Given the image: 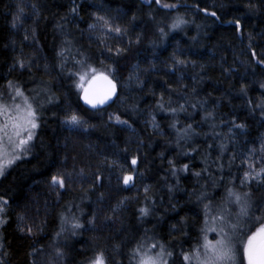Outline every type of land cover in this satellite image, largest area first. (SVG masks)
<instances>
[{"label":"snow or ice","instance_id":"1","mask_svg":"<svg viewBox=\"0 0 264 264\" xmlns=\"http://www.w3.org/2000/svg\"><path fill=\"white\" fill-rule=\"evenodd\" d=\"M230 3L231 0L229 4H225L223 0H195L190 5L186 0H142V8L143 5L148 7L149 20L145 30L136 35L134 43L141 45L150 33L153 39L149 46L155 51L174 33L186 34L191 25L195 26L196 35L190 39L198 43L204 28L224 23L233 26V38L242 42L244 17H264V0H244L241 15H233L232 19L225 21L222 17L227 15ZM93 7L96 10L90 15L91 22L87 23L86 29L80 28L77 18L84 19L80 17L83 5L73 0L69 12L61 16L56 23L57 29L64 37L59 49L55 51L52 62H45L41 69L37 60L40 6L36 3L26 4L23 0H19L15 5L8 27L13 33L23 29L24 35L18 50L16 39L11 37L3 46L5 50L11 46L15 53L8 66L7 76L13 73H16V76L12 79L5 77V82L0 84V179H7L12 171L24 163H29L30 156L35 159V142L39 136L38 130L44 123V113L48 106L59 107L60 104L59 98L53 92L57 82L69 80L70 92L76 95L78 101H83V105L88 106L74 110L70 105H66L62 109L61 125L70 133L79 135L89 133L97 127L84 118L81 110L103 112L106 110L105 106L111 107V104L118 100L125 103L121 98L123 89H138L143 93L148 83L144 77L160 71L155 63L143 70L138 64L130 67L120 65V61H127L132 53L130 27L138 18L136 13H133L127 24H123L119 21L126 13L112 16L105 11L103 5ZM196 19L202 20L203 23H196ZM28 21H31V28L24 27ZM70 23L76 24L82 37L87 33V48L83 45L76 47L73 33L65 31V25ZM203 34L208 35L207 32ZM261 36L264 37V33H261ZM125 38L128 39L127 44H124ZM247 38L248 45L241 48L239 55L234 53L233 65L224 67L222 64L221 68L225 77L233 78L229 81V95L234 91L235 97L243 101L242 106L247 109L249 116L257 119L258 113L257 122L264 127V45H254L252 41L256 36L251 32ZM93 44L98 55L90 54ZM179 45L180 41H177L176 48L161 61L164 65L163 75L160 77L163 81L160 85L161 91L154 106L147 111L148 119L145 120V126L150 125L154 130L153 134L163 138L165 133L157 123L155 113H165L170 121L168 127L174 133L166 143L174 145L176 155L167 160L168 167L160 179L162 186L167 188V205H157L154 200L155 186L143 182L144 173L139 171L138 156L131 157L128 167L118 159H109L104 155L103 159L95 161L93 169L92 162L85 163L78 155L71 157L72 166L69 168L68 156L65 155L58 164L53 162V166L49 168L50 175L43 183L49 193H55L57 202L63 199L65 193L77 191L79 186L80 203H75L73 198L61 206L58 230L46 237V246L36 247V238L45 232L48 201H45V219L40 218L39 206L33 210L31 200L21 205L19 210H15L16 230L22 240L30 241L31 250L27 252V256L31 258V264H123L125 256L128 264H264V133H261L257 140L251 141V147L243 145L244 150L238 155L237 137L246 134L247 123H238V117L231 113L230 120L220 119L217 123L216 107L222 97L215 100L195 99L200 96L197 86L202 82V73L207 71V66L189 60ZM27 48H32V52L26 54ZM189 65L193 70L191 86L182 83ZM197 67L200 69L198 73L195 72ZM41 71L42 77L37 81L36 73ZM125 72L126 76L123 75ZM176 74H179L176 80L164 79ZM25 75L27 80L23 79ZM43 76L50 78L45 80ZM28 81L35 87H27ZM121 82L122 87L118 88ZM256 88L259 90V96L254 99L250 93ZM146 94L155 96V89H149ZM208 95L211 97V93ZM136 103L132 104L131 111L139 115ZM209 103L214 106L211 111L207 108ZM190 109H197V114L204 112L200 121L195 120ZM181 114H184L183 118ZM52 115L56 117L57 113L53 112ZM108 119L109 123L104 127L119 125L121 130L134 132L129 121L122 119L121 115H109ZM204 124L208 125V131H203ZM222 127L227 128V132L217 131ZM201 136L204 137L203 141L198 139ZM208 140L211 142L207 143ZM143 143V140L139 142ZM204 143H207L206 148L202 147ZM123 151L127 153L129 149L126 147ZM229 151L231 155L227 156ZM213 152L216 153L215 159L212 158ZM192 153L201 157L203 167L198 171H192V165L189 163H181V157L194 159ZM112 155L115 156L116 153L113 152ZM160 155L162 159H166L163 152ZM127 159L125 157V160ZM238 159L240 163L237 165ZM104 170H116L119 173L116 176L118 191H131L137 187L139 181L143 187L144 201V206L138 209L137 220L140 224H143L146 218L154 216L158 207H165V212L176 213L179 219L169 227L167 239L155 230V225L151 229L144 228L142 233L137 229V234L131 238L120 239L115 235L93 237V244L78 253L83 258L78 262L75 259L69 262L67 257L69 241L72 238L78 237L82 232H103L117 222L123 225L120 213L130 200L141 199L138 191L135 197H124L110 206L107 210L110 214H105L103 219L100 218L99 212L102 209L99 207L93 209L89 216H85L82 206L89 194L99 192L93 201L99 206L106 200V194L111 192L110 180L109 186L106 187L104 183ZM189 174L194 178L191 189H182L181 180ZM173 180L175 183H171ZM86 183L87 188L84 187ZM180 191H185L187 203L193 205L196 211L189 209L188 213L180 216L182 206L174 195ZM12 203L7 195L0 194V229H4L10 222L9 218L14 211ZM193 228L196 230L194 236ZM115 231L123 232L124 229L121 227ZM4 239L5 235L0 231V264H9L7 257L10 253L3 243ZM113 240L119 242L114 243ZM189 240L193 242L185 247ZM37 257L42 259L38 262Z\"/></svg>","mask_w":264,"mask_h":264},{"label":"trees","instance_id":"2","mask_svg":"<svg viewBox=\"0 0 264 264\" xmlns=\"http://www.w3.org/2000/svg\"><path fill=\"white\" fill-rule=\"evenodd\" d=\"M19 0H0V84L5 82V77L12 79L16 76L13 73L11 76H7L8 66L12 62V57L15 55L11 46L8 49H4V43H7L9 38H14L17 41V50L19 49V42L23 39L24 31L20 29L15 33L9 29L8 25L11 21V13L15 10V5ZM24 3L31 5L36 3L40 6L41 19L38 22L37 36L40 41L38 45L37 60L41 65V69L45 62H52V58L55 56V51L59 49L60 43L63 40L59 29L56 27L57 21L60 17L69 12L72 7L73 0H23ZM77 4L83 5V10L80 11V17L83 20L77 18V23L80 28H87V23L91 22L90 15L96 10L93 6L103 5L105 11H107L112 16H117L118 14L126 13L122 16L121 23L127 24L131 20L133 13H136L137 20L130 27V37L133 40L132 53L128 60H121V66H128L138 64L141 70L149 68L152 63H155L158 72H152L150 76L144 78L147 79L148 83L141 93L138 89L132 91L127 88L123 89L121 93V98L125 100V103L121 101H116L111 104V107H105V111L97 112L95 110H88L84 112L81 110V114L90 124H94L97 127L90 130L89 133L74 135L70 133L65 126H62L60 121L63 119L62 109L66 105H70L74 110L80 109L82 106L77 100L75 94L70 92L71 82L67 79H63L62 83L57 82L56 86L53 88V92L59 98V107L56 105L48 106V110L44 113V123L42 127L38 130L39 136L36 140V148L34 149L35 159L31 156L29 157V163L22 164L19 168L15 169L8 175L7 179H0V194L7 195L10 200L13 201L11 207L14 211L9 218L10 222L5 225L4 229L1 231L5 235L3 243L5 244L10 255L7 257L9 264H31V258L27 256V252L31 249L29 248L30 241L22 240L20 238L19 232L16 230V211L19 207L28 201H32L33 210L36 206L41 209L40 218L45 219L44 207L45 201H48V214L45 224V232L38 236L36 239L38 241L36 247L42 245H47L48 239L54 234V230H58L59 226V213L61 212V206L66 204L69 200L75 198V203H80L81 193L79 192V186H77V191L71 194L65 193L63 199L57 202L55 193H49V190L43 183L44 179L50 175L49 168L53 166V162L59 163L65 155L68 156L67 164L69 168L72 166L73 155H78L85 163L92 162L93 169L95 168V161L104 158L107 155L109 159H118L121 164H125L130 167L129 161L132 156H138L140 159L139 171L144 173L143 182L148 185L155 186L156 194L154 200L157 205L163 203L167 205V188L163 187L160 183L161 177L165 175V169L168 167L167 160L173 159L176 155V149L174 145H168L166 141L169 139L170 135H174L173 130L168 127L169 119L166 117L165 113L156 112V120L160 125V128L164 131L165 136L161 138L159 135L153 134V129L149 125L145 126V120L148 119L147 111L151 106H154L156 100L159 98L161 91L160 85L162 80L160 77L163 75L164 65L161 61L165 60L177 46V41H180V48L184 50L189 60H195L197 64H204L207 66V71L202 73L203 80L197 86L200 96L195 99H205L215 100L217 97H222V100L218 107H216V117L217 123L220 119L230 120L232 118L231 114H235L238 117V123H247V132L244 135L237 137L239 140V145L237 147V152L239 155L240 151H243V145L251 147V141L257 140V138L264 133V127L257 122V119H253L249 116L246 108L242 106L243 101L235 97L234 91L229 95V81L232 77H225L222 72L221 65L228 67L233 65L235 60L234 53L239 55L241 48L248 45V33L251 32L256 39L252 41L254 45H264V37L261 33H264V17L259 15L244 17V37L242 42L240 39H234V29L233 26L224 23L216 24L206 27L202 30L199 42L191 41L190 37L196 35V29L194 25L189 26L187 33H174L169 39L164 43L163 46L157 47L155 51L150 47V41L153 39L149 33L147 38L143 41L141 45H135V37L137 34L142 33L145 30V25L148 23V7L143 5L142 0H75ZM188 4H193L195 0H186ZM225 4H229V0H223ZM244 0H231L229 5V10L227 15L222 17L223 20L232 19L233 15H241L243 11ZM142 8V10H141ZM183 11V10H181ZM202 15V14H201ZM47 17V19H44ZM159 18V17H157ZM191 19V14H189ZM63 23V21H61ZM196 23H203L202 20L196 19ZM24 27L31 28V21H28ZM65 31H70L73 33V38L76 47L87 48L88 40L85 36L80 35L79 29L76 24H66ZM207 32L208 35L203 33ZM115 44V41L112 42ZM128 43V39L125 38L124 44ZM166 49V50H165ZM32 48L25 49L26 54L32 52ZM75 51V48L73 49ZM90 54H97L95 44H93ZM223 58V60L221 59ZM243 59V57H241ZM238 64L239 62L236 61ZM241 71L243 69L241 68ZM195 72H200L199 67L195 69ZM55 75V73H53ZM127 75V72L123 73ZM168 76L164 79L176 80L177 76ZM42 77V71L36 73V80L39 81ZM50 77L43 76V79L47 80ZM24 80L28 77L25 75ZM182 83L192 85L193 83V70L191 65H189L188 70L185 72V78ZM118 85V88L122 87ZM175 86V85H174ZM27 87H35V85L28 81ZM238 87V85H237ZM149 89H155L156 95H147ZM211 93V97H209ZM250 95L255 99L259 96L258 88L251 91ZM138 102V103H136ZM136 103L137 109L140 114L131 111V106ZM211 103L208 104V110L213 109ZM84 108V107H83ZM196 121H200L204 112H199L197 114V109H190ZM56 112L57 116L53 117L52 113ZM121 115L122 119H127L129 124L132 125L131 130H121V126L115 125L114 127L108 128L104 125L109 123V115ZM184 114H181L183 118ZM191 122V121H189ZM198 131L200 129H197ZM227 132V128H218L217 131ZM203 131H208V125H203ZM203 141L204 137L198 138ZM143 140V144L139 142ZM208 140L207 143H210ZM207 143H204L202 147L206 148ZM139 145V151H137V146ZM89 146H91L89 148ZM257 147L259 146L257 142ZM128 148L129 151L125 153L123 149ZM190 151V149H186ZM115 152L116 155L113 156L112 153ZM163 152L166 159L161 158V153ZM103 154V155H101ZM194 159L188 160L185 157H181V163H189L192 165V171H198L203 165L201 164V157L192 153ZM231 155V151L227 153V156ZM216 153L213 152L212 158L215 159ZM125 157L128 159L125 160ZM227 163V159H225ZM240 163L239 159L236 161L238 165ZM83 166V165H81ZM54 170V169H53ZM235 171V168H233ZM119 173L116 170H104L103 175L105 177L104 183L110 187L111 192L107 193V198L101 205H96L93 203L99 192L95 194H89V198L84 200L83 211L85 216H89L93 209L100 208L102 211L99 212L100 218L107 213L110 206L117 203L118 200L124 197H135L137 192L141 196L139 201L130 200L127 207L122 213H120L121 219L123 220V225L119 222L114 224L111 228H106L103 232H82L78 237L72 238L69 241V251L67 260L70 262L75 259L77 262L83 257L78 255L82 249L89 248L93 244V237L110 236L115 235L120 239L125 237L131 238L133 235L137 234L136 230L142 233L144 228H153L155 225V230L163 236L165 239L168 238V229L171 224L175 223L179 216L176 213L168 211L165 212V207H158V211L154 216L146 218L143 224L137 220L139 215L138 209L144 206L143 197V187L137 181V187L132 188L131 191L124 190L118 191L116 189V176ZM194 182V178L191 175H187L182 178L180 187L185 190H190ZM203 182V181H202ZM175 183V181H171ZM85 188L88 187L86 183ZM121 187H123L121 185ZM176 201L182 206L180 210V216H184L188 213L189 209L196 211L193 205L187 203V195L185 191L176 192ZM152 201H149L151 203ZM79 215V212H77ZM162 217V219H159ZM84 218H82L83 220ZM99 222V221H98ZM123 227V232H116V229ZM195 228L192 229V235H195ZM112 242L118 243L119 240H113ZM193 241L189 240L185 243V247ZM127 249H125V252ZM42 259L37 257V261ZM119 259V257H118ZM123 264H128L127 257H123Z\"/></svg>","mask_w":264,"mask_h":264},{"label":"water","instance_id":"3","mask_svg":"<svg viewBox=\"0 0 264 264\" xmlns=\"http://www.w3.org/2000/svg\"><path fill=\"white\" fill-rule=\"evenodd\" d=\"M79 102H80V104H81L84 108H88V106L83 105V101H79ZM105 107H107V106H105ZM89 110H92V109H89Z\"/></svg>","mask_w":264,"mask_h":264},{"label":"rangeland","instance_id":"4","mask_svg":"<svg viewBox=\"0 0 264 264\" xmlns=\"http://www.w3.org/2000/svg\"><path fill=\"white\" fill-rule=\"evenodd\" d=\"M0 231H1V229H0ZM211 235V234H210Z\"/></svg>","mask_w":264,"mask_h":264}]
</instances>
